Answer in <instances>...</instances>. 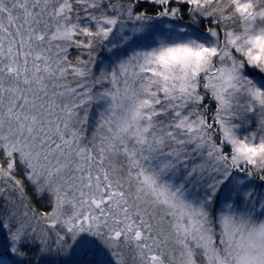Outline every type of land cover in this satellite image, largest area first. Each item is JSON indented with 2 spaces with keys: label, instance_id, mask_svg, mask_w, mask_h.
Listing matches in <instances>:
<instances>
[{
  "label": "snow or ice",
  "instance_id": "obj_1",
  "mask_svg": "<svg viewBox=\"0 0 264 264\" xmlns=\"http://www.w3.org/2000/svg\"><path fill=\"white\" fill-rule=\"evenodd\" d=\"M0 264H264V0H0Z\"/></svg>",
  "mask_w": 264,
  "mask_h": 264
}]
</instances>
